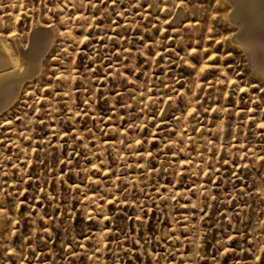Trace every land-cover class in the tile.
Returning <instances> with one entry per match:
<instances>
[{"label": "rangeland", "instance_id": "obj_1", "mask_svg": "<svg viewBox=\"0 0 264 264\" xmlns=\"http://www.w3.org/2000/svg\"><path fill=\"white\" fill-rule=\"evenodd\" d=\"M0 6L54 30L0 113V264H264V79L230 7Z\"/></svg>", "mask_w": 264, "mask_h": 264}, {"label": "bare ground", "instance_id": "obj_2", "mask_svg": "<svg viewBox=\"0 0 264 264\" xmlns=\"http://www.w3.org/2000/svg\"><path fill=\"white\" fill-rule=\"evenodd\" d=\"M217 1L220 5L231 8L226 20L237 26L233 37L246 48L254 63L253 68L264 79V0ZM3 7L0 6V113L10 109L9 104L14 102L18 94L30 93L33 87H29L34 85L38 71V60L43 56L54 34L50 25L32 21L25 41L23 35L17 31V26H14L19 19V13L15 16V22L10 23L2 15L5 11ZM31 8L33 6L29 11ZM29 11L22 12V15H27Z\"/></svg>", "mask_w": 264, "mask_h": 264}]
</instances>
